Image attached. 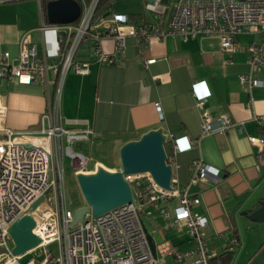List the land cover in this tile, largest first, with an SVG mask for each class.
<instances>
[{
    "label": "built area",
    "instance_id": "obj_1",
    "mask_svg": "<svg viewBox=\"0 0 264 264\" xmlns=\"http://www.w3.org/2000/svg\"><path fill=\"white\" fill-rule=\"evenodd\" d=\"M99 1L79 0L82 13L74 22L59 24L44 20L39 27L41 46L25 33L19 42L18 56H12L8 50L0 52V245L7 249L5 256L0 257V264H168V256L174 264H210L217 253L209 247V218L196 211L201 199L189 190L209 176H217L220 170L201 158L191 163L189 182L180 185L172 177L171 189L160 186L149 171L127 175L133 191L132 202L100 216H94L89 210L83 219L74 222L75 209L67 202L61 157L64 152L72 157L76 173L86 168L89 160L82 153L74 152L71 146L66 150L62 146L65 135L69 140L82 137L70 132L64 121L59 120L63 78L71 68L80 74L90 72V61L75 59L83 44L89 45L92 60L123 65L128 36L139 40L170 33L181 34L186 39L198 35L218 36L221 49L232 54L242 46L237 39L239 34L255 33L258 37L246 45L250 72L241 74L240 80L262 85L264 80L254 77L253 73L264 72V0H144L149 20L138 24L131 22L125 13L97 17ZM106 36L115 40L113 52L102 46V38ZM155 61L156 58H148L146 63ZM5 81L46 86L44 117L53 119V123L43 132L48 135L47 140L58 141L55 148L43 142L44 136L7 125ZM193 93L197 105L203 108L210 93L206 81H195ZM155 105L161 120L164 114L160 103ZM256 119L262 132L259 136L250 135V141L259 144L260 155L264 156V114L257 115ZM233 123L225 114L213 118L207 111L202 113L203 133L226 130ZM193 146L188 135H173L171 148L166 149L167 162L174 166L177 154ZM42 194L50 197L41 205L44 221L36 227L40 228L38 235L44 247L57 243L59 253L46 250L41 257L31 254L24 258L12 251L9 228ZM152 209L163 217L166 230H185L195 246L181 250L170 239H154V252L145 221ZM238 242L236 237L229 240L230 245Z\"/></svg>",
    "mask_w": 264,
    "mask_h": 264
},
{
    "label": "crops",
    "instance_id": "obj_2",
    "mask_svg": "<svg viewBox=\"0 0 264 264\" xmlns=\"http://www.w3.org/2000/svg\"><path fill=\"white\" fill-rule=\"evenodd\" d=\"M113 12H117L115 2ZM44 20L42 0H0V52L8 50L18 56L19 42L25 33L41 46L39 27ZM101 43L106 51L115 50L113 37L106 36ZM241 44L229 54L221 49L218 36L186 39L170 33L163 37L152 35L149 40L128 36L123 65L92 60L90 48L83 44L76 58L89 60L90 72L80 74L69 69L63 78L59 102V120L70 132L90 139L93 146L95 140L108 141L110 148L105 145L104 149L112 153L116 149L119 156L124 143L139 139L152 129H160L166 135L168 150L173 135H188L194 146L177 154L173 177L180 185L188 183L191 163L198 158L219 168L217 176L190 186L189 192L201 199L196 211L209 218L211 250L219 254L231 238L239 236L240 245L231 264L250 263L246 261L250 255L243 242L242 226H250L251 220L244 212H251L264 199V156L260 155L259 144L250 141V135L259 136L262 132L256 116L264 114V84L250 85L240 80L241 74L250 72L247 43ZM148 58L156 61L146 63ZM253 76L264 80L263 71L254 72ZM201 79L210 91L203 108L197 105L193 93L194 82ZM3 93L9 107L8 126L36 133L53 123V119L44 117V84L5 81ZM156 102L164 114L161 120ZM203 111L213 118L225 114L234 123L226 130L203 133ZM43 142L55 148L58 141L44 137ZM146 217L151 223H164L153 209ZM175 233L178 243H173L180 249L181 243L193 242L185 230L176 229Z\"/></svg>",
    "mask_w": 264,
    "mask_h": 264
},
{
    "label": "water",
    "instance_id": "obj_3",
    "mask_svg": "<svg viewBox=\"0 0 264 264\" xmlns=\"http://www.w3.org/2000/svg\"><path fill=\"white\" fill-rule=\"evenodd\" d=\"M82 5L79 0H49L46 4V16L49 23H70L81 16ZM166 135L160 129H152L139 139L124 143L120 149L122 169L111 171L104 167L96 172H78L76 177L85 203L75 209L74 222L83 219L91 210L94 216H100L114 208L133 201V191L127 175L151 172L158 184L171 189L173 166L168 163ZM49 190H47L48 192ZM46 195L42 194L10 226L12 251L23 255L42 243V238L35 228L44 221L41 205ZM255 222H264V199L251 212H244ZM153 251L156 244L153 235L148 231Z\"/></svg>",
    "mask_w": 264,
    "mask_h": 264
},
{
    "label": "rangeland",
    "instance_id": "obj_4",
    "mask_svg": "<svg viewBox=\"0 0 264 264\" xmlns=\"http://www.w3.org/2000/svg\"><path fill=\"white\" fill-rule=\"evenodd\" d=\"M142 11L144 10L143 0H116L115 1V11L130 14L131 11ZM258 36L255 33H241L237 36V39L241 43H250ZM34 133V132H33ZM33 135L44 136L47 137L48 135L43 132H36ZM92 145L90 139L86 138H77L73 140L68 139V135H65L62 140V146L65 148L71 146L74 152H80L85 155L89 162L87 167L81 169L87 173L97 171L100 167H105L111 171H117L122 169L120 156L118 151L112 153L111 150L107 151L104 149V146L108 145L110 148V143L104 140H95ZM61 144L59 145L60 148ZM168 150V148L166 147ZM118 150V149H117ZM59 151V150H58ZM62 153V152H60ZM59 153V155H60ZM62 163L64 168V176H65V188H66V195H67V202L70 208L76 209L79 207L78 205H83L85 203L83 194L81 192L77 177L76 171L77 168L73 165L72 157L64 152L62 155ZM60 160V158H59ZM76 162V161H75ZM74 162V163H75ZM48 199V196L46 197ZM145 221L148 230L153 234L156 241L167 240L171 239L175 243H178V237L176 235V228L166 230L163 225L162 221L153 222L151 223L149 217L145 216ZM251 225L242 226V231L244 232L243 242L247 244L249 248L250 256H247L246 261L250 262L249 264H263L264 261V222H255L251 220ZM10 245L13 247V242H10ZM259 245H263L262 248ZM193 246V242L188 241L180 244L181 250H188ZM193 248V247H192ZM261 248V250H259ZM54 252L55 254L59 253V248L57 243H53L47 247H39L34 254H37L39 257L40 255L44 254L45 252ZM7 253V249L4 245H0V257L5 256ZM243 258V256L241 257ZM168 264H174L173 258L171 256L167 257ZM181 264V263H180ZM184 264V263H182Z\"/></svg>",
    "mask_w": 264,
    "mask_h": 264
},
{
    "label": "trees",
    "instance_id": "obj_5",
    "mask_svg": "<svg viewBox=\"0 0 264 264\" xmlns=\"http://www.w3.org/2000/svg\"><path fill=\"white\" fill-rule=\"evenodd\" d=\"M47 1H49V0H42V5H43V9H44V16H45L46 22H47V20H46V18H47V16H46ZM115 1L116 0H100L98 5H97L96 11H95L96 16L100 17L101 15H109L110 13H112ZM129 19L131 22L138 24V23H143V22L148 21L149 17L145 13V11L143 10L139 14H133L132 16H129ZM82 46L79 47V50L82 48ZM88 47H89V45H88ZM75 59L77 61H83V60H78L76 57H75ZM87 61H89V60H87ZM78 206H81V204ZM234 237H236L238 239V241H239L238 244H235V245L228 244L226 249H224L221 253L216 254V256H214L211 259L210 264H231L233 262V260L236 256L237 249L240 245L239 236L236 234V236H234Z\"/></svg>",
    "mask_w": 264,
    "mask_h": 264
},
{
    "label": "bare ground",
    "instance_id": "obj_6",
    "mask_svg": "<svg viewBox=\"0 0 264 264\" xmlns=\"http://www.w3.org/2000/svg\"><path fill=\"white\" fill-rule=\"evenodd\" d=\"M105 168V167H104ZM80 172H85V171H80ZM94 172H96V171H94ZM85 173H87V172H85ZM89 173H93V172H89ZM48 196V198L50 197L49 196V194L47 195ZM48 199H46V197H45V201H47ZM39 229L40 228H35V232L37 233V234H39ZM37 247H43V244H40V245H38ZM36 248V247H35ZM27 253H25V254H23L22 256L24 257V258H26L25 257V255H26Z\"/></svg>",
    "mask_w": 264,
    "mask_h": 264
}]
</instances>
